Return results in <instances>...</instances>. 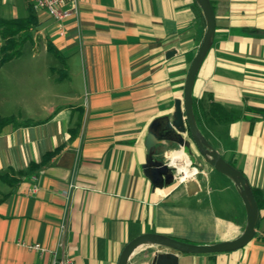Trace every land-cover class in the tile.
<instances>
[{
  "label": "crops",
  "instance_id": "0c3cea01",
  "mask_svg": "<svg viewBox=\"0 0 264 264\" xmlns=\"http://www.w3.org/2000/svg\"><path fill=\"white\" fill-rule=\"evenodd\" d=\"M210 2L215 34L194 80L193 110L202 134L248 179L259 215L243 247L176 252L178 264H264V0ZM31 8V0H0V18L36 24L0 72V115L18 119L0 131V264H50L53 254L118 264L144 233L195 244L238 237L246 212L227 176L198 163L192 185L158 187L142 169L149 124L170 116L176 99L183 106L206 30L196 2L79 0L78 14L61 23ZM173 145L159 143L156 156L186 155ZM71 179L78 187L66 198ZM36 243L46 251L30 248ZM164 251L140 246L128 264Z\"/></svg>",
  "mask_w": 264,
  "mask_h": 264
},
{
  "label": "water",
  "instance_id": "95a60500",
  "mask_svg": "<svg viewBox=\"0 0 264 264\" xmlns=\"http://www.w3.org/2000/svg\"><path fill=\"white\" fill-rule=\"evenodd\" d=\"M203 15L206 30L201 44L189 66L184 91L183 106L180 99L174 102V111L170 116L163 115L155 118L149 124L145 138L146 156L142 165L143 173L148 180L158 187L171 185L178 173L177 167L171 162L157 158V145L171 142L179 147H190V141L184 138L189 133L192 142L197 147L204 161L216 171L227 176L234 184L246 212V223L242 233L229 241L212 244H190L158 233H144L131 239L122 249L118 264H128L132 253L140 246H160L169 251L156 252L145 264H178V254H205L239 249L246 245L256 231L259 209L246 176L232 164L227 162L202 134L193 110L192 89L198 69L212 45L215 34V15L210 0H194ZM175 53L166 52L167 56ZM193 181L187 183L192 185Z\"/></svg>",
  "mask_w": 264,
  "mask_h": 264
},
{
  "label": "trees",
  "instance_id": "16d2710c",
  "mask_svg": "<svg viewBox=\"0 0 264 264\" xmlns=\"http://www.w3.org/2000/svg\"><path fill=\"white\" fill-rule=\"evenodd\" d=\"M31 9L34 11L33 8ZM32 11L30 12V15H32ZM33 19L34 18L28 17L11 19L0 18V65L17 57L21 53L23 45L32 37V32L34 31V26L36 25L34 24ZM49 49L55 52L51 45H49ZM55 54L59 57L57 52H55ZM13 122L14 117L0 115V131L6 125L16 124V121L14 123ZM28 123L31 122H27L26 124ZM51 156L52 153H47L43 157L42 161L37 164L32 163L30 168L32 169L40 166L41 164L47 162ZM254 196L259 206L258 198L255 194Z\"/></svg>",
  "mask_w": 264,
  "mask_h": 264
},
{
  "label": "built area",
  "instance_id": "2783aa9c",
  "mask_svg": "<svg viewBox=\"0 0 264 264\" xmlns=\"http://www.w3.org/2000/svg\"><path fill=\"white\" fill-rule=\"evenodd\" d=\"M32 8L35 12L45 13L48 17L55 19L57 22L74 17L78 14L79 0H31ZM77 183L71 179L67 188L64 190L66 198H69L73 189L77 188ZM63 227V226H62ZM33 250L43 253L46 249L39 245L30 246ZM50 264H74L70 256L57 257L53 254Z\"/></svg>",
  "mask_w": 264,
  "mask_h": 264
},
{
  "label": "rangeland",
  "instance_id": "374dc122",
  "mask_svg": "<svg viewBox=\"0 0 264 264\" xmlns=\"http://www.w3.org/2000/svg\"><path fill=\"white\" fill-rule=\"evenodd\" d=\"M29 41V40H28ZM23 48H24V45H23V47H22V50H21V53H22V51H23ZM20 53V54H21ZM24 53V52H23ZM19 54V55H20ZM19 55L17 56V57H19ZM16 58V57H15ZM15 58H13V59H11V60H14ZM11 60H9V61H11ZM9 61H7V62H5V63H3L2 65H0V67H2L4 64H6V63H8ZM25 61V58H23V60H22V62H24ZM4 70H8V67L7 66H3V68H2V71H0V72H3ZM12 117V116H11ZM17 122L18 121V119L16 118V116H14V122ZM13 122V123H14ZM184 138L185 139H187V140H189L190 141V147L189 148H185L186 149V151H185V149L184 148H182V150L186 153V156H185V158L186 159H188L189 161H190V165L192 166V167H195L196 168V170H199V166H198V163H200V164H202L203 166H204V164H207L205 161H204V159H203V157L201 156V154L199 153V151L197 150V148H196V146L194 145V143L192 142V140H191V137L187 134V135H184ZM177 145H173V147H176ZM167 157L166 158H164L163 157V160L164 161H166L165 159H167V158H169V155L167 154L166 155ZM188 156V157H187ZM160 157V156H159ZM160 158H162V156L160 157ZM172 162V161H171ZM175 165V164H174ZM216 172V174H220L218 171H215ZM218 172V173H217ZM193 177V175L192 176H189V177H185L184 179H181V174H180V172L178 171V173L176 174V179L174 180V182L172 183V184H177V186H181V185H184L187 181H189V180H191V178ZM194 178V177H193ZM224 179L223 180H228V179H226L225 177H223ZM239 196V195H238ZM184 242V241H183ZM186 243H190V244H195V243H191V242H186Z\"/></svg>",
  "mask_w": 264,
  "mask_h": 264
},
{
  "label": "bare ground",
  "instance_id": "6f19581e",
  "mask_svg": "<svg viewBox=\"0 0 264 264\" xmlns=\"http://www.w3.org/2000/svg\"><path fill=\"white\" fill-rule=\"evenodd\" d=\"M185 156L186 155L184 154L178 155L176 152L172 156H169L172 163L175 164L177 170L180 172L181 179L192 176L196 173V168L190 165V161L186 159Z\"/></svg>",
  "mask_w": 264,
  "mask_h": 264
},
{
  "label": "flooded vegetation",
  "instance_id": "af4514ba",
  "mask_svg": "<svg viewBox=\"0 0 264 264\" xmlns=\"http://www.w3.org/2000/svg\"><path fill=\"white\" fill-rule=\"evenodd\" d=\"M188 135H189V133H188ZM190 136V135H189ZM189 148V147H188ZM157 158H159L158 156H157ZM159 159H161V160H163V157L162 158H159Z\"/></svg>",
  "mask_w": 264,
  "mask_h": 264
}]
</instances>
